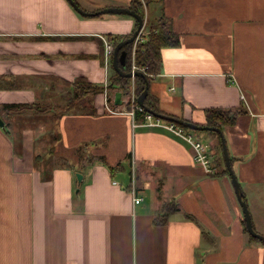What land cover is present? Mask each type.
I'll return each mask as SVG.
<instances>
[{
  "label": "crops",
  "instance_id": "1",
  "mask_svg": "<svg viewBox=\"0 0 264 264\" xmlns=\"http://www.w3.org/2000/svg\"><path fill=\"white\" fill-rule=\"evenodd\" d=\"M73 1L86 13L130 3ZM144 15L142 31L167 23L180 39L161 51L148 87L162 115L204 126L207 110L236 114L221 133L264 236V0H158ZM136 24L81 16L67 0H0V264H264L217 135L183 127L210 145L217 175L206 176L182 139L134 122L128 96L114 105L118 90L93 95L94 114L66 109L64 82L106 86V36H128ZM167 203L174 210L154 224Z\"/></svg>",
  "mask_w": 264,
  "mask_h": 264
},
{
  "label": "trees",
  "instance_id": "2",
  "mask_svg": "<svg viewBox=\"0 0 264 264\" xmlns=\"http://www.w3.org/2000/svg\"><path fill=\"white\" fill-rule=\"evenodd\" d=\"M158 0H130L128 9L135 12L139 15L142 20H144V4H150ZM100 15H96L93 17H99ZM137 29V24H136ZM134 30V32L136 31ZM133 32V33H134ZM132 33V34H133ZM132 34L128 36H106V42L108 45L112 46L113 49L122 41L127 40L132 36ZM140 37L141 41H137L135 44V49H133V44H128L124 46L121 52H125V59L123 65L119 64V68L125 72L129 73L131 71L132 63H134L135 67L144 74V77H136V99L141 95L144 91L146 83H150L152 77L158 75L161 71V51L165 48H174L180 45L179 36L172 30L171 26L167 23H162L161 26L153 28L149 27L147 31L143 30L141 32ZM95 41L98 43L100 47V54L103 55L104 52V43L100 39L93 37ZM133 54V55H132ZM113 52L108 56V64L110 66V76L108 77L106 86L100 84H93L88 82L83 78H77L71 83L64 82V85L68 87L71 91L70 101L67 106V110L71 109V107L82 106L81 104L87 105L88 114H94V108L92 106L91 97L93 95L103 93L105 89L108 90H118L122 95L127 96L131 92V82L129 78H123L119 76V74L114 70L113 65ZM135 99V101H136ZM78 101V102H77ZM76 102V103H74ZM144 107L150 110L155 114L161 115L162 112L158 107V102L154 99L148 92L147 96L144 99ZM84 106V107H85ZM2 110L5 113L9 112H23L24 110H36L39 112H45L47 108H40L35 105L30 107L23 105H3ZM130 106L128 104V108ZM134 122L137 124H141L144 122V118L146 110L139 111L137 109L134 110ZM236 114L231 111H222L218 109L207 110L205 112V125L209 128H217L221 130V125L224 124H232L234 122ZM211 135H217L214 132H209ZM219 142L221 145L220 137ZM226 171V168H225ZM227 173V171H226ZM174 207L172 204L167 203L161 210V213L158 214L154 220V224H163L167 220V215L170 211H173ZM244 224V223H243ZM244 232L247 233L245 224H244ZM248 239L251 241H258L255 238L250 237L248 234ZM264 243V242H263Z\"/></svg>",
  "mask_w": 264,
  "mask_h": 264
},
{
  "label": "water",
  "instance_id": "3",
  "mask_svg": "<svg viewBox=\"0 0 264 264\" xmlns=\"http://www.w3.org/2000/svg\"><path fill=\"white\" fill-rule=\"evenodd\" d=\"M68 3L70 4V6L74 9L75 12H77L79 15L81 16H88V17H92V16H96V15H102V14H116V15H126V16H130L132 18H134L137 22V29L136 31L132 34V36L130 38H128L125 41L120 42L119 44H117V46L113 49V68L114 70L119 74V76L123 77V78H131V77H144V74L138 71L135 72H129V73H125L123 72L120 68H119V64L123 65L124 63V59H125V52H121L120 55L118 56V53L120 52V50L128 45L131 44L137 37V35L140 33L142 26H143V20L142 18L137 15L135 12L129 10V9H124V8H105L102 9L98 12L95 13H86L83 10H81L73 0H67ZM148 87H149V83H146L145 89L144 91L141 93V95L138 97L137 99V104L140 107H144V99L148 94ZM121 94L120 92L115 93L114 95V105H120L121 104V100H120ZM145 108V107H144ZM146 112L152 114L153 116L162 119L164 121H168V122H173L176 123L182 127H185L189 130L192 131H211V132H215L217 133L220 138H221V148H222V153H223V161H224V166L226 168L227 174L229 176L231 185L233 187L234 193H235V197L238 201V204L241 208V213L243 216V221L245 224V228L246 231L248 233L249 236H251L252 238H255L261 242H264V236H261L259 234H257L253 227H252V222H251V218L248 212V208L246 206V203L243 199V195L240 189V186L238 184V181L236 179V177L234 176V173L232 171V167H231V163L228 157V153H227V149L224 143V139L222 137V133L219 129L217 128H209L206 126H197L193 123L190 122H185L182 120H178V119H174L172 117H168L165 115H159V114H155L153 112H151L150 110H148L147 108H145ZM0 128H4V123L2 122V120L0 119ZM76 179L79 182L81 180V175L80 174H76Z\"/></svg>",
  "mask_w": 264,
  "mask_h": 264
},
{
  "label": "built area",
  "instance_id": "4",
  "mask_svg": "<svg viewBox=\"0 0 264 264\" xmlns=\"http://www.w3.org/2000/svg\"><path fill=\"white\" fill-rule=\"evenodd\" d=\"M141 32H142V30L137 35V37L134 41L135 44L137 43L138 40L142 42V38L140 37ZM112 52H113V47L106 43V56H109L110 54H112ZM135 70L136 69L133 67L131 72L133 73V72H135ZM130 99H132V102H133L131 115L134 118V113H133L134 110L137 109L139 111H143V109H142V107H140L137 104L136 101L133 100V97H131ZM141 125L163 128L166 131H168V132L174 134L175 136L179 137L192 150V152H193L192 160H193L194 164H196L206 176L217 175L216 168L213 165V160H212L213 155H212L210 145L203 142V141L198 140L197 138H195L191 132L186 131L183 127L178 126L175 123L166 122L162 119H159L150 113H146L145 118H144V122L141 123ZM131 174H132V180H133L134 173L131 172ZM141 201H142L141 197H134L133 198L134 204H138Z\"/></svg>",
  "mask_w": 264,
  "mask_h": 264
},
{
  "label": "rangeland",
  "instance_id": "5",
  "mask_svg": "<svg viewBox=\"0 0 264 264\" xmlns=\"http://www.w3.org/2000/svg\"><path fill=\"white\" fill-rule=\"evenodd\" d=\"M137 23V22H136ZM143 27V26H142ZM142 30V29H141ZM135 41V40H134ZM134 41L132 42V44H133V49H132V51H134V49H135V43H134ZM133 55V54H132ZM133 67L136 69L135 71H138V72H140L136 67H135V65H134V63H132V66H131V71H132V69H133ZM130 71V72H131ZM142 73V72H141ZM135 78L136 77H131V78H129L130 79V82H131V92H130V94L129 95H127L128 96V99L129 98H131V97H133V100L135 101V99H136V89H135V87H136V83H135ZM70 90V89H69ZM71 93V92H70ZM138 99V98H137ZM137 99H136V102H137ZM69 101H70V98L68 99ZM78 102V101H77ZM69 103V102H68ZM74 103H76V102H74ZM133 104V102H132V99H129V106L130 105H132ZM144 104V103H143ZM67 106H68V104H66L65 105V107L67 108ZM142 109L144 110L145 108L144 107H142ZM117 113V112H116ZM186 130H189V129H186ZM220 130V129H219ZM190 131V130H189ZM221 131V130H220ZM211 132V131H210ZM215 133V132H214ZM202 136H201V139L203 140V141H205L204 140V137H203V133H200ZM217 134V133H216ZM219 136V135H218ZM220 137V136H219ZM220 141H221V138H220ZM221 150H222V148H221ZM63 156L64 157H69V154H63ZM251 237V236H250ZM259 241V240H258Z\"/></svg>",
  "mask_w": 264,
  "mask_h": 264
}]
</instances>
